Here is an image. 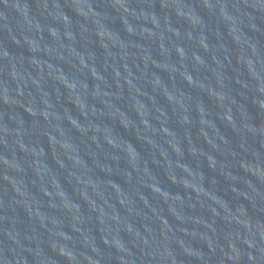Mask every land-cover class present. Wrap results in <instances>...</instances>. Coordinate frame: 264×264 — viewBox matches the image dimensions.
<instances>
[{
  "label": "water",
  "instance_id": "water-1",
  "mask_svg": "<svg viewBox=\"0 0 264 264\" xmlns=\"http://www.w3.org/2000/svg\"><path fill=\"white\" fill-rule=\"evenodd\" d=\"M0 264H264V0H0Z\"/></svg>",
  "mask_w": 264,
  "mask_h": 264
}]
</instances>
